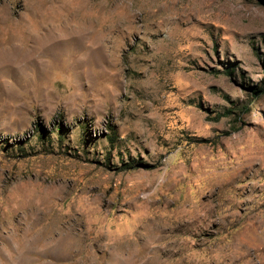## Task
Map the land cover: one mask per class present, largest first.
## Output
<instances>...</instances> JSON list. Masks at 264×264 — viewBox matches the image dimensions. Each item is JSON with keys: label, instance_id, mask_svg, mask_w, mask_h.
<instances>
[{"label": "rangeland", "instance_id": "rangeland-1", "mask_svg": "<svg viewBox=\"0 0 264 264\" xmlns=\"http://www.w3.org/2000/svg\"><path fill=\"white\" fill-rule=\"evenodd\" d=\"M264 0H0V264H264Z\"/></svg>", "mask_w": 264, "mask_h": 264}, {"label": "trees", "instance_id": "trees-1", "mask_svg": "<svg viewBox=\"0 0 264 264\" xmlns=\"http://www.w3.org/2000/svg\"><path fill=\"white\" fill-rule=\"evenodd\" d=\"M261 92V93H264V88L263 89H259L258 91H256V92Z\"/></svg>", "mask_w": 264, "mask_h": 264}]
</instances>
